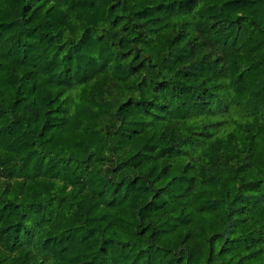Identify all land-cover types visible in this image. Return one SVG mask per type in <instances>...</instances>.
I'll use <instances>...</instances> for the list:
<instances>
[{
    "label": "trees",
    "instance_id": "1",
    "mask_svg": "<svg viewBox=\"0 0 264 264\" xmlns=\"http://www.w3.org/2000/svg\"><path fill=\"white\" fill-rule=\"evenodd\" d=\"M0 264H264V0H0Z\"/></svg>",
    "mask_w": 264,
    "mask_h": 264
}]
</instances>
